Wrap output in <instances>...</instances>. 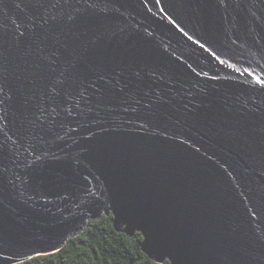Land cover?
<instances>
[{
	"label": "water",
	"instance_id": "1",
	"mask_svg": "<svg viewBox=\"0 0 264 264\" xmlns=\"http://www.w3.org/2000/svg\"><path fill=\"white\" fill-rule=\"evenodd\" d=\"M104 217L264 264V0H0V264Z\"/></svg>",
	"mask_w": 264,
	"mask_h": 264
},
{
	"label": "trees",
	"instance_id": "2",
	"mask_svg": "<svg viewBox=\"0 0 264 264\" xmlns=\"http://www.w3.org/2000/svg\"><path fill=\"white\" fill-rule=\"evenodd\" d=\"M143 236L118 233L113 217L90 223L85 232L61 252L23 264H158L143 253ZM165 264H170L166 262Z\"/></svg>",
	"mask_w": 264,
	"mask_h": 264
}]
</instances>
